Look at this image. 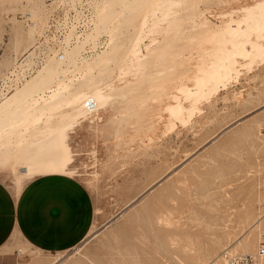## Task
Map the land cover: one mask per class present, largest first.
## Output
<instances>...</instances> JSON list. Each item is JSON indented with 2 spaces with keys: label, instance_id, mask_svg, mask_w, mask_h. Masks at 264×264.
Segmentation results:
<instances>
[{
  "label": "rangeland",
  "instance_id": "obj_1",
  "mask_svg": "<svg viewBox=\"0 0 264 264\" xmlns=\"http://www.w3.org/2000/svg\"><path fill=\"white\" fill-rule=\"evenodd\" d=\"M261 2L0 0V179L19 192L62 172L93 205L83 240L24 249V264H227L256 250L264 50L197 82L234 47L209 31L241 21L242 49L264 47L245 21Z\"/></svg>",
  "mask_w": 264,
  "mask_h": 264
},
{
  "label": "crops",
  "instance_id": "obj_2",
  "mask_svg": "<svg viewBox=\"0 0 264 264\" xmlns=\"http://www.w3.org/2000/svg\"><path fill=\"white\" fill-rule=\"evenodd\" d=\"M61 176L70 177L62 172L39 174L19 192L0 179V264H24V249L63 252L88 235L91 196L83 184ZM52 262L41 257L27 264Z\"/></svg>",
  "mask_w": 264,
  "mask_h": 264
},
{
  "label": "bare ground",
  "instance_id": "obj_3",
  "mask_svg": "<svg viewBox=\"0 0 264 264\" xmlns=\"http://www.w3.org/2000/svg\"><path fill=\"white\" fill-rule=\"evenodd\" d=\"M264 3H259L256 4L255 7L258 10V14L256 16H253V14L250 12L249 14H247L245 16V21L248 23V28H251L252 30H256L259 31L258 34L263 35L264 33ZM245 26V25H244ZM215 29V28H214ZM208 32V31H207ZM210 33H213V35L218 36L219 38L224 37V35H228L229 38H231V42L234 43V47L232 50L226 51V53L223 54V56H219L217 59H215V61L213 62V66L211 67V70L209 72V75L204 77L203 79H198L197 82V86H205L208 79H211L214 83H217L219 81H221L222 78H225L228 74L229 71V67L233 64L232 61L236 60V59H246L249 57H253V56H259L261 53H263L264 51V47L263 45H260L258 43H253L251 50H247V49H242L243 45L246 44L245 42V38H243L245 36L244 32H243V28H242V22L241 21H236L235 25H229L227 27H225L224 29H220L218 30V28H216V30H213L212 32L209 31ZM209 33V34H210ZM253 33V32H252ZM205 38V37H204ZM215 38V37H214ZM214 38H212V40H215ZM247 38V37H246ZM251 38V37H249ZM207 40V39H206ZM245 47V46H244ZM250 47V46H249ZM229 49V48H228ZM214 51V50H213ZM263 51V52H262ZM250 60V59H249ZM209 61V60H208ZM226 63V64H225ZM227 63L229 65H227ZM209 70V69H208ZM202 73V72H201ZM203 75V74H202ZM199 77V76H197ZM223 84V83H222ZM207 89V88H206ZM179 90V89H178ZM208 90V89H207ZM190 92V91H189ZM183 93V92H182ZM190 95V94H189ZM188 95V96H189ZM60 97V96H59ZM207 97V96H206ZM58 98V96H57ZM175 99V97H174ZM61 100V99H60ZM177 101V100H176ZM179 101V100H178ZM178 104V103H177ZM170 110L172 111L173 115H177L178 113H180V108L179 106H173L170 108ZM187 114V113H185ZM189 115V114H188ZM193 115V114H190ZM46 169H44L45 171ZM47 172L52 173L55 170L54 167L49 166L47 167ZM26 176L31 175V173L29 171H27L25 173ZM170 221V220H169ZM258 222V220H257ZM170 223V222H169ZM248 238V237H247ZM251 238V237H250ZM172 240V239H171ZM248 242V241H247ZM172 243V242H171ZM182 243V242H181ZM253 243V242H252ZM245 245V244H244ZM185 246V245H183ZM194 246V245H193ZM243 246V245H242ZM246 246V245H245ZM253 246V244H252ZM189 248L188 244L186 246V248ZM195 247V246H194ZM183 248V247H181ZM185 248V249H186ZM184 249V248H183ZM198 249V248H196ZM252 249V247H251ZM182 250V249H181ZM191 247L189 249L190 252ZM184 251V250H183ZM193 251V250H192ZM199 251V250H198ZM197 251V252H198ZM248 251V250H247ZM185 252V251H184ZM183 252V253H184ZM189 254V253H188ZM192 254V253H191ZM247 254V253H246ZM201 255V254H200ZM190 256V255H189ZM196 257V256H195ZM199 257V256H198ZM191 260V259H190ZM195 261V260H194ZM191 262V261H190ZM262 263V261H261Z\"/></svg>",
  "mask_w": 264,
  "mask_h": 264
},
{
  "label": "built area",
  "instance_id": "obj_4",
  "mask_svg": "<svg viewBox=\"0 0 264 264\" xmlns=\"http://www.w3.org/2000/svg\"><path fill=\"white\" fill-rule=\"evenodd\" d=\"M264 259V233L259 236L256 250L253 253L227 256V264H261Z\"/></svg>",
  "mask_w": 264,
  "mask_h": 264
}]
</instances>
